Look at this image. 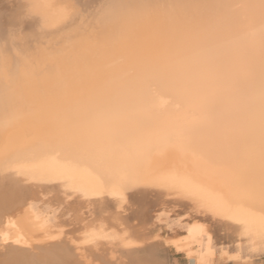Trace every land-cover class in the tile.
Here are the masks:
<instances>
[{
  "label": "bare ground",
  "instance_id": "6f19581e",
  "mask_svg": "<svg viewBox=\"0 0 264 264\" xmlns=\"http://www.w3.org/2000/svg\"><path fill=\"white\" fill-rule=\"evenodd\" d=\"M110 5L118 15L195 7ZM95 7L0 0V264H126L127 257L154 264L164 254L219 264L227 250L253 264L264 258L259 134L214 142L202 120L205 104L216 109L232 96L254 106L264 97V49L207 102L140 76L129 86L131 123L113 129L100 150H86L45 131L28 109L20 73L41 51L77 40Z\"/></svg>",
  "mask_w": 264,
  "mask_h": 264
},
{
  "label": "clouds",
  "instance_id": "9594fccd",
  "mask_svg": "<svg viewBox=\"0 0 264 264\" xmlns=\"http://www.w3.org/2000/svg\"><path fill=\"white\" fill-rule=\"evenodd\" d=\"M91 2L89 29L70 45L41 51L20 73L28 109L45 131L86 150H100L113 129L131 123L129 86L140 76L207 102L264 49V0L258 11L251 0H175L195 7L122 15L110 11V0ZM202 120L214 142L259 134L254 181L264 193V97L254 106L232 96L216 109L205 104Z\"/></svg>",
  "mask_w": 264,
  "mask_h": 264
},
{
  "label": "rangeland",
  "instance_id": "374dc122",
  "mask_svg": "<svg viewBox=\"0 0 264 264\" xmlns=\"http://www.w3.org/2000/svg\"><path fill=\"white\" fill-rule=\"evenodd\" d=\"M162 103H164V101L162 100ZM181 258H179V257ZM164 258V259H163ZM126 259L125 262L126 264H136L137 261L130 258V257H127V258H124ZM128 259V260H127ZM132 259V260H131ZM145 259V258H143ZM180 259V260H178ZM183 260V256L181 254L179 255H169V254H164V256L161 257L160 261L159 262H156L154 264H199L197 262H188V263H183L182 262ZM129 261V262H127ZM145 262H139L137 264H144ZM146 264H153L151 262L147 263ZM206 264V263H204ZM219 264H253V263H250V262H246L242 259H240L237 255H235L232 251L230 250H227V251H224L222 252V256H221V260H220V263ZM254 264H264V258L258 260L257 262H255Z\"/></svg>",
  "mask_w": 264,
  "mask_h": 264
},
{
  "label": "flooded vegetation",
  "instance_id": "af4514ba",
  "mask_svg": "<svg viewBox=\"0 0 264 264\" xmlns=\"http://www.w3.org/2000/svg\"><path fill=\"white\" fill-rule=\"evenodd\" d=\"M12 242L14 241V240H12V239H10ZM9 240V243H11V241Z\"/></svg>",
  "mask_w": 264,
  "mask_h": 264
}]
</instances>
